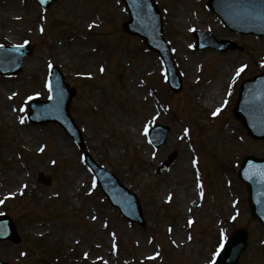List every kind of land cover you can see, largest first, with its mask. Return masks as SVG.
Instances as JSON below:
<instances>
[{
  "label": "rangeland",
  "instance_id": "1",
  "mask_svg": "<svg viewBox=\"0 0 264 264\" xmlns=\"http://www.w3.org/2000/svg\"><path fill=\"white\" fill-rule=\"evenodd\" d=\"M156 2L182 72L183 87L176 93L160 73L158 54L121 29L127 14L120 0H57L47 11L33 1L0 0V43H11L13 36L33 44L17 75H0V213L11 216L19 236L18 243L0 240V260L210 264L221 234L225 239L242 227L250 239L237 264L263 262V231L249 217L235 169L246 153L264 155V141L249 138L231 108L241 80L264 67V37L222 28L206 11V0ZM207 24L218 38L240 43L242 51L189 48V26ZM50 64L76 89L70 113L90 154L137 196L145 227L129 223L109 205L61 127L25 120L24 98L47 96ZM239 64L246 66L232 79ZM152 122L170 127L157 149L143 131V124ZM173 150L170 168L155 174ZM39 173L50 177L48 185L37 182Z\"/></svg>",
  "mask_w": 264,
  "mask_h": 264
},
{
  "label": "water",
  "instance_id": "2",
  "mask_svg": "<svg viewBox=\"0 0 264 264\" xmlns=\"http://www.w3.org/2000/svg\"><path fill=\"white\" fill-rule=\"evenodd\" d=\"M127 4L135 0H124ZM209 6L224 20L229 28L238 30L243 33L253 32L264 34V3L248 5L246 0H211ZM141 22V30L137 31L148 45L154 44V39L151 38L152 23L157 24L155 21L148 20L146 17H138ZM131 31V30H130ZM136 31V30H132ZM156 36H160L161 29L158 26L155 28ZM198 45L197 47H201ZM63 103L60 114L49 115L41 119L32 117L31 119L39 122H46L54 120L60 122L65 126V115L68 113L69 101L74 91L65 88ZM234 113L238 116L242 123L246 126L249 134L254 137H264V74L246 81L240 90L239 99L235 105ZM66 127V126H65ZM164 132V131H163ZM165 133V132H164ZM163 133V135H164ZM246 160L238 169L239 177L247 184L249 191V202L251 206V213L257 217L264 225V160L262 163L257 164L254 172H247ZM96 177L102 186L103 190L108 195L111 203L118 206L122 213L128 216L127 205L129 202V195L120 187L115 184L109 185L100 172ZM117 190L124 195L121 200L113 193ZM140 217L138 211V219ZM12 226V225H11ZM13 229V227H12ZM245 238L239 233L231 236L219 258L217 264H233L239 251L243 248Z\"/></svg>",
  "mask_w": 264,
  "mask_h": 264
},
{
  "label": "snow or ice",
  "instance_id": "3",
  "mask_svg": "<svg viewBox=\"0 0 264 264\" xmlns=\"http://www.w3.org/2000/svg\"><path fill=\"white\" fill-rule=\"evenodd\" d=\"M19 47H23V45H20ZM243 70H244V68L241 67L240 69L237 70V73H236V74L239 75L240 72H242ZM101 71H103V68H101ZM29 99H31V97H29ZM21 111H23V109H21ZM219 111H220V109H217L216 112H213V116H215ZM20 122L23 123L24 121L21 120ZM185 135H187V129L185 130ZM195 163H196V162L193 161V164H195ZM0 203H3V201L0 200ZM191 223H192V222L189 221V224H191ZM221 236H222V239H223V234H221ZM221 246H222V245H221ZM218 251H219V249H218ZM214 255H215V254H214Z\"/></svg>",
  "mask_w": 264,
  "mask_h": 264
}]
</instances>
